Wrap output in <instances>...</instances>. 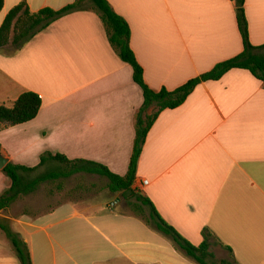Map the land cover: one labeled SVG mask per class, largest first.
Here are the masks:
<instances>
[{"label": "crops", "instance_id": "0c3cea01", "mask_svg": "<svg viewBox=\"0 0 264 264\" xmlns=\"http://www.w3.org/2000/svg\"><path fill=\"white\" fill-rule=\"evenodd\" d=\"M108 1L129 24L131 49L155 91L176 90L243 52L233 0ZM74 2L5 0L0 28L22 3L36 13ZM245 10L251 43L264 45V0H246ZM13 50L0 52V105L33 92L42 108L33 121L0 132L1 154L30 168L45 153L61 154L125 176L144 96L99 15L68 14ZM11 187L0 171V197ZM134 189L192 245L199 247L208 229L219 259L264 264V83L233 70L162 112ZM20 200L0 219L28 245L33 264H196L128 207L67 202L43 214H14ZM9 263L0 256V264Z\"/></svg>", "mask_w": 264, "mask_h": 264}, {"label": "trees", "instance_id": "16d2710c", "mask_svg": "<svg viewBox=\"0 0 264 264\" xmlns=\"http://www.w3.org/2000/svg\"><path fill=\"white\" fill-rule=\"evenodd\" d=\"M233 1L243 41V52L217 64L210 72L189 80L173 91L166 88L155 91L145 82L144 69L130 46L129 24L116 13L108 0H75L72 5L60 11L47 8L33 13L26 3L12 9L0 28V52L11 46L14 49L13 54L20 51L58 19L78 11L96 12L105 26L111 46L121 60L132 67L134 81L143 91L144 104L137 115L133 155L125 176L112 173L102 164L86 160H70L61 154L45 153L41 157L39 166L33 168L9 162L3 172L11 179L12 187L0 197V212L8 210L18 200L33 194L44 183L69 179L79 174L99 176L107 179V188L110 193L121 194L126 199L131 213L140 217L157 232L170 238L174 245L196 264H238L234 257L225 260L216 259L212 252L214 235L208 229L203 231V243L199 247L192 245L161 218L147 197L134 189L147 136L162 112L178 109L185 104L199 85L210 81H220L233 70L249 71L256 79L264 83V45L254 46L250 41L249 23L245 10L246 0ZM4 4L5 0H0V13L3 11ZM41 108L42 99L33 92H25L13 104L0 105V132L33 121L39 115ZM41 169L46 171L39 173ZM36 173L39 174L31 177ZM133 199L135 202L131 201ZM0 229L5 232L20 263L33 264L28 245L18 233L12 230L8 222L0 219ZM227 249L232 252L230 248Z\"/></svg>", "mask_w": 264, "mask_h": 264}, {"label": "rangeland", "instance_id": "374dc122", "mask_svg": "<svg viewBox=\"0 0 264 264\" xmlns=\"http://www.w3.org/2000/svg\"><path fill=\"white\" fill-rule=\"evenodd\" d=\"M46 169H41L39 173H44ZM32 175L35 177L37 174ZM108 181L105 178L98 176H90L79 174L69 179H61L56 182L44 183L31 195L22 198L14 205V214L30 211L34 214H43L48 212L51 208L59 206L64 203H74L77 205H90L109 203V205L123 206L128 210V202L120 194H112L109 192ZM135 202V199L131 200ZM128 207V208H127ZM149 210V208H147ZM11 227L9 221L2 219ZM13 230V229H12ZM14 231V230H13ZM8 257L9 264H20L13 246L7 239L4 231L0 229V256ZM217 260H225L219 259Z\"/></svg>", "mask_w": 264, "mask_h": 264}, {"label": "water", "instance_id": "95a60500", "mask_svg": "<svg viewBox=\"0 0 264 264\" xmlns=\"http://www.w3.org/2000/svg\"><path fill=\"white\" fill-rule=\"evenodd\" d=\"M9 162V158L0 153V171H2L9 164Z\"/></svg>", "mask_w": 264, "mask_h": 264}, {"label": "built area", "instance_id": "2783aa9c", "mask_svg": "<svg viewBox=\"0 0 264 264\" xmlns=\"http://www.w3.org/2000/svg\"><path fill=\"white\" fill-rule=\"evenodd\" d=\"M144 185H145V186L148 185V181H145V182H144Z\"/></svg>", "mask_w": 264, "mask_h": 264}]
</instances>
